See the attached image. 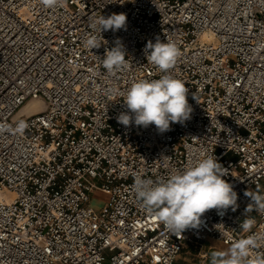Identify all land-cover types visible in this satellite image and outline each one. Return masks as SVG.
<instances>
[{
    "label": "built area",
    "instance_id": "2783aa9c",
    "mask_svg": "<svg viewBox=\"0 0 264 264\" xmlns=\"http://www.w3.org/2000/svg\"><path fill=\"white\" fill-rule=\"evenodd\" d=\"M113 13L126 27L87 49L90 19ZM166 39L180 51L170 72L188 88L190 119L164 133L124 126L109 90L158 79L147 44ZM117 40L128 66L108 74L101 58ZM38 99L42 113L16 118ZM203 155L226 169L238 207L175 236L138 201L134 178ZM93 191L108 196L98 212ZM245 191L264 193V0H0V264H174L191 244L229 248L250 234ZM248 215L252 232L264 229V214Z\"/></svg>",
    "mask_w": 264,
    "mask_h": 264
},
{
    "label": "clouds",
    "instance_id": "9594fccd",
    "mask_svg": "<svg viewBox=\"0 0 264 264\" xmlns=\"http://www.w3.org/2000/svg\"><path fill=\"white\" fill-rule=\"evenodd\" d=\"M49 8L60 7L64 0H41ZM127 16L113 13L107 17L100 15L90 19L91 32L84 40V46L92 50L105 43L102 32L118 31L126 27ZM98 33V35L96 34ZM147 63L156 66L161 73L158 79H140L120 95L126 111L117 117L124 126L134 124L147 128L155 125L159 133L170 130L171 124L184 123L190 119L192 108L188 103V88L185 82L170 72L177 63L180 51L175 42L157 40L147 44ZM126 52L117 40L111 49H105L101 58L102 66L108 74H115L127 68ZM226 169L214 155H203L182 170H176L165 178H143L136 176L132 185L138 201L145 210L156 217L173 235H182L189 228L200 227L201 217L209 210L222 213L238 207V194L233 185L223 177ZM250 197L246 215L240 227L250 233L234 240L226 250L211 253L209 264H264V229L252 232L256 226L251 211L264 214V193L245 191Z\"/></svg>",
    "mask_w": 264,
    "mask_h": 264
},
{
    "label": "rangeland",
    "instance_id": "374dc122",
    "mask_svg": "<svg viewBox=\"0 0 264 264\" xmlns=\"http://www.w3.org/2000/svg\"><path fill=\"white\" fill-rule=\"evenodd\" d=\"M43 101L28 100L21 108L22 113L31 111L38 113L42 110ZM108 202V196L99 191H93L89 195V205L95 211L98 212ZM228 248L222 246L220 243L214 240H208L198 245H188L180 257L185 258L187 262L179 264H209L211 253L215 251H222ZM206 253L205 259L201 256Z\"/></svg>",
    "mask_w": 264,
    "mask_h": 264
},
{
    "label": "water",
    "instance_id": "95a60500",
    "mask_svg": "<svg viewBox=\"0 0 264 264\" xmlns=\"http://www.w3.org/2000/svg\"><path fill=\"white\" fill-rule=\"evenodd\" d=\"M35 101H36V100H35ZM44 110H45V105H44V103H42V110H41L40 112H38V113H33V112H31V111H28V112H26V113H22V110H21V111L18 113V115L16 116V118H19V117H25V118H27V117L32 116V115H34V114L42 113Z\"/></svg>",
    "mask_w": 264,
    "mask_h": 264
},
{
    "label": "crops",
    "instance_id": "0c3cea01",
    "mask_svg": "<svg viewBox=\"0 0 264 264\" xmlns=\"http://www.w3.org/2000/svg\"><path fill=\"white\" fill-rule=\"evenodd\" d=\"M185 262H187V260L185 258L178 256V258L176 259L174 264L185 263Z\"/></svg>",
    "mask_w": 264,
    "mask_h": 264
}]
</instances>
